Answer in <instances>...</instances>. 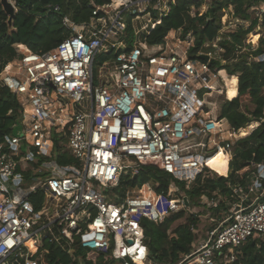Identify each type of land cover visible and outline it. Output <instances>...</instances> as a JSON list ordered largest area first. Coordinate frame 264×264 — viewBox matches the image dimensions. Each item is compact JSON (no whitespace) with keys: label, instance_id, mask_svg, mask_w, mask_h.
Segmentation results:
<instances>
[{"label":"built area","instance_id":"2783aa9c","mask_svg":"<svg viewBox=\"0 0 264 264\" xmlns=\"http://www.w3.org/2000/svg\"><path fill=\"white\" fill-rule=\"evenodd\" d=\"M179 1L91 0L88 20L63 17L70 33L54 48L17 46L19 56L0 73V84L22 109L13 133L0 142V264H46L47 245L65 252L69 264H160L150 257L142 221H164L185 199L172 197L176 184L168 193L152 189L148 196L145 184L120 193L121 176L153 164L190 188L214 157L232 153L242 138L221 116L217 95L225 88L221 69L211 66L212 52L190 56L194 37L178 40L173 29L163 43L129 45L128 27L153 29L155 18ZM186 1L191 16L201 13H194L197 3L211 2ZM102 54L109 57L97 61ZM56 139L75 162L54 160ZM23 142L34 151L22 159L43 157L39 171L51 169L50 175L28 178L20 170L13 152L20 154ZM251 167L246 185L235 186L241 199L232 213L177 264H232L244 244L264 239V159ZM41 192L37 207L33 196ZM81 249L101 257L88 259Z\"/></svg>","mask_w":264,"mask_h":264},{"label":"trees","instance_id":"16d2710c","mask_svg":"<svg viewBox=\"0 0 264 264\" xmlns=\"http://www.w3.org/2000/svg\"><path fill=\"white\" fill-rule=\"evenodd\" d=\"M91 0H15L16 13L9 24V15L3 9L0 2V73L6 65L19 56L18 47L27 51L29 48L35 52H44L57 46L70 30L63 24L65 15L71 16L75 21H85L92 15ZM97 4L108 3L110 0H94ZM264 0H211L207 12L197 13L191 16L190 1L180 0L172 5L167 15L155 18L154 28L147 32L135 33L130 26L127 30L129 45L134 41L146 40L151 44L164 42L171 30H182V37H194V46L190 49L191 57H199L198 52H207L214 49L205 47V43L213 41L219 35L221 29V12L231 5L234 7L236 21L250 19L249 9ZM197 3V7H200ZM53 6V8H51ZM58 6L59 9H55ZM258 19H253L249 26L239 25L232 33L220 41L224 51L222 60L211 59L213 69H221L230 75H235L238 80L236 96L226 100L222 105L221 116H224L237 129H240V138L232 153H220L211 161V168L200 174L191 184L185 187L184 182L174 179L162 169L153 164L143 165L138 174L121 176L119 185L115 190L124 193L128 187H141L152 181L159 193H168L172 184L180 186L185 191L190 204H198V200L204 194L217 193L221 196L236 200L232 197L233 186L247 183L248 169L252 163H260L264 159V122L259 123L263 117L264 94H262L264 71V37L258 43V47L250 49L247 43L248 35L257 26ZM264 26V21H263ZM101 59L109 57L102 54ZM220 70V71H221ZM237 74V75H236ZM255 104V110L248 113L242 109L244 102ZM251 114V115H249ZM22 117V109L18 100L7 87L0 84V142L13 133L14 125ZM64 145H60L56 139L55 155L58 162L72 163L75 158L67 151L61 152ZM149 186V185H148ZM151 188H143L148 194ZM43 193L33 196L36 206H40ZM220 207L214 210L216 216L221 215V208L229 210L230 205L221 198ZM184 211H179L160 223L149 219H143L145 238L150 251V257L160 264H177L182 255L195 249V234L191 223H196L197 218L185 224L173 226L174 222L184 216ZM49 253L44 256L46 264H69L71 259L54 245H47ZM88 259L101 257L97 252H86ZM232 264H264V239L250 240L240 248L239 255Z\"/></svg>","mask_w":264,"mask_h":264},{"label":"rangeland","instance_id":"374dc122","mask_svg":"<svg viewBox=\"0 0 264 264\" xmlns=\"http://www.w3.org/2000/svg\"><path fill=\"white\" fill-rule=\"evenodd\" d=\"M208 8H209L208 6L200 5V7L196 11H194V13H197L200 10L201 14H203L207 12ZM248 12L250 14V19L246 20V19L239 17L242 20V22H237L236 21L237 16L234 15L235 12H234V7L232 5L228 8L223 9V11L221 12V17H220L221 29L219 31L218 37H216L213 41L208 42L209 44L205 43V47L210 46L214 48L212 50H207V52H212L214 56L213 59H219V60L223 59L221 57V53L224 51V49L221 46L220 41H222L224 38H227L232 33V31H235L239 27V25H245L247 27L251 24V21L256 18L258 19V24L253 29V31L248 35L247 43L249 44L250 49H255L258 47V43L260 39L264 37V26H263L264 1H261L259 4L252 6ZM171 36H176V39L178 40H182V41L186 40V38L182 37V30H175L171 32ZM19 48L23 50V48L21 47ZM262 58L264 59V55L262 56ZM101 60H102L101 57L98 56L97 61H101ZM98 67H99V63L96 62L94 66V71L96 74L98 73ZM261 79L263 80L262 94H264V71L262 72ZM237 81L238 80H236V85L238 83ZM214 94H216V92ZM225 94L226 96H224L223 94L217 95L218 105L219 107H221V110H222V105L225 103V101L230 99L229 98L230 96H228L227 93ZM242 109L248 113H252L255 110V104L249 101L244 102L242 105ZM258 122L259 123L264 122V111H263V117H260V120ZM17 131L18 130H16V133ZM19 151L21 152L20 154H16L14 152L13 154H14V157L19 160L20 170L23 171L24 174L28 178L39 176L41 179H44L46 176L52 173L51 169H46L44 172L39 171V168H41L44 164V158L39 155H35L34 162H28L25 159H22L26 154L34 151V149L29 148L24 142L20 146ZM61 152L63 153L65 151H61ZM68 154L71 156L69 152ZM54 160H57L56 156ZM58 163L60 164L62 162H58ZM253 169L254 167H250L248 170L251 172ZM144 188L155 189V183L152 181H149L145 183ZM235 188L236 187L234 185L233 189ZM152 193L153 191H151L148 194L151 195ZM170 193H172V197L175 199H178L179 202L183 198L184 199L186 198L184 206L180 208L181 210H179V211H184L185 214L184 216L180 217L174 222L173 224L174 227L179 224H185V223L190 222L192 217L197 218L196 223H191L192 231L195 234L194 244L196 248H199L203 243H205V241L209 237L211 230L214 229L216 226H218L221 220L226 219V217H228L232 213V211L234 210L235 204H237L241 199V196H240L241 193H235V191L233 190L232 197H234L236 200L234 199L231 200L230 198H227L225 196H220L217 193H211V195L209 194L202 195L200 199L198 200V204H190L188 197L185 195V191L182 190L180 186L172 185ZM221 198L226 202L227 205H230V208L228 211L223 210L221 208L222 216L213 215L214 210L220 207L219 202ZM33 252H34V256L37 257L40 253H42V248L41 247L33 248Z\"/></svg>","mask_w":264,"mask_h":264},{"label":"water","instance_id":"95a60500","mask_svg":"<svg viewBox=\"0 0 264 264\" xmlns=\"http://www.w3.org/2000/svg\"><path fill=\"white\" fill-rule=\"evenodd\" d=\"M0 2L2 4L3 9L5 10V12L9 15L8 22H9V24H11L12 20L14 18V15L16 13L15 5L13 4V2L11 0H0ZM51 8H53V6H51ZM200 58L203 59V60H206V61H208L210 59L208 54H201ZM185 200H186V198H185Z\"/></svg>","mask_w":264,"mask_h":264},{"label":"crops","instance_id":"0c3cea01","mask_svg":"<svg viewBox=\"0 0 264 264\" xmlns=\"http://www.w3.org/2000/svg\"><path fill=\"white\" fill-rule=\"evenodd\" d=\"M220 75L221 77L223 78V82H224V87L226 86V84H231V88L232 87H235V91L234 92H231V89L230 90H227V95L230 96L229 98L232 99L236 96V93H237V86H238V83L236 85V76L235 75H230L228 74L226 71L224 70H221L220 71ZM223 75V76H222ZM229 78V79H228ZM228 79V80H227ZM238 82V81H237ZM226 96V94H224ZM229 99V100H230Z\"/></svg>","mask_w":264,"mask_h":264},{"label":"bare ground","instance_id":"6f19581e","mask_svg":"<svg viewBox=\"0 0 264 264\" xmlns=\"http://www.w3.org/2000/svg\"><path fill=\"white\" fill-rule=\"evenodd\" d=\"M27 50H28V49H27ZM222 76H223V75H222ZM224 88H225V90H224V92H223L224 94L227 93V90H230V89H231V92H234L235 89H236L235 87H232V88H231V84H226V86H225ZM219 154H220V153H219ZM219 154H218V155H219ZM216 157H217V156H216ZM213 159H215V157H214ZM213 159H212V160H213ZM145 194H146V193H145ZM146 195L149 196L150 194H146ZM139 264H142V263L139 262Z\"/></svg>","mask_w":264,"mask_h":264}]
</instances>
